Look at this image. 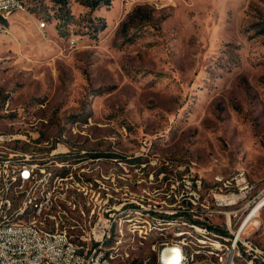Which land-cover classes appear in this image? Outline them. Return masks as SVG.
I'll return each mask as SVG.
<instances>
[{"label":"rangeland","instance_id":"obj_1","mask_svg":"<svg viewBox=\"0 0 264 264\" xmlns=\"http://www.w3.org/2000/svg\"><path fill=\"white\" fill-rule=\"evenodd\" d=\"M24 5L0 19V132L16 134L0 139V161L111 155V171L108 163L77 165L76 181L89 191L68 180L51 190L54 203L75 197L92 219L104 214L103 182L111 183L109 199L126 193L145 206H167L166 192L198 190L214 231L115 210L106 246L134 260H154L152 244L164 239L214 243L225 211L238 212V226L258 206L244 232L264 246V0ZM39 119L47 122L30 126ZM58 144L70 150H52ZM241 173L247 182L233 188L247 197L219 205L223 191L232 193L224 182ZM45 190L47 180L35 184Z\"/></svg>","mask_w":264,"mask_h":264},{"label":"built area","instance_id":"obj_2","mask_svg":"<svg viewBox=\"0 0 264 264\" xmlns=\"http://www.w3.org/2000/svg\"><path fill=\"white\" fill-rule=\"evenodd\" d=\"M25 0H0V6H11V13L24 10ZM10 13V14H11ZM7 18V17H5ZM4 18V19H5ZM39 119L30 122V126L40 129ZM0 138H16V134L0 132ZM46 144V142H45ZM52 150L66 153V145L58 144ZM86 152V151H84ZM109 149L104 150L110 153ZM3 153V152H0ZM28 155V154H26ZM111 155L94 156L76 160L75 162L44 161V155H39L35 163H17L12 154L7 161H0V264H229L237 255H244L251 259V264H264V246L245 235L244 223L247 216L238 226L234 219L238 212L225 211L226 233L223 241H227L229 256L226 263H218V254H203L196 251L188 241H167L166 239L152 244L155 252L154 260L145 258L134 260L131 251L112 252L111 247H104V240L112 231L113 213L115 210L133 209L138 212L147 210L155 215L158 222L184 221L192 222L205 231H214L211 225L203 222L204 215L200 214L199 204L206 206L198 190L183 189L165 193L163 202L167 206L157 204L145 206L140 202H127L126 193L116 195V199H109L112 192L111 183L103 182V195H106L104 214L99 219H92V211L80 209V203L75 197L58 200V207L49 206V194L53 188H59L61 180H68L75 184V169L80 164L109 163ZM56 171H64V178H56ZM40 180H47V197L38 207L36 213L51 212L53 220L45 223V230H38V223L22 220L23 205L35 193V184ZM236 180V181H233ZM247 182L244 173L224 182L225 186H232V193L220 195L219 205L228 206L230 202H241L247 197L246 192H235V185ZM195 187L201 189V180L195 181ZM187 185L191 188L192 182ZM219 200V198H218ZM91 202V201H90ZM67 222L66 235H58L57 222ZM140 231V226H133Z\"/></svg>","mask_w":264,"mask_h":264},{"label":"bare ground","instance_id":"obj_3","mask_svg":"<svg viewBox=\"0 0 264 264\" xmlns=\"http://www.w3.org/2000/svg\"><path fill=\"white\" fill-rule=\"evenodd\" d=\"M25 8V5H24ZM11 13V6H0V16L7 17ZM1 139V138H0ZM15 139V138H14ZM6 140V139H5ZM35 142V141H34ZM42 146V145H41ZM55 152V151H54ZM57 152V151H56ZM59 152V151H58ZM61 152V151H60ZM70 154V153H69ZM37 155V152H36ZM40 155V154H39ZM28 156V155H27ZM55 156V155H54ZM59 157V156H58ZM66 157V156H65ZM18 160V159H17ZM31 160V159H30ZM7 161V160H6ZM17 163H29L26 161H17ZM78 168V167H77ZM86 171V170H85ZM92 171V170H91ZM80 176V175H79ZM104 176V175H103ZM110 178V177H109ZM43 181V180H40ZM39 181V182H40ZM99 182V181H98ZM89 183V182H88ZM92 184V183H91ZM97 185V184H96ZM101 187V186H100ZM228 187V186H227ZM244 187V186H243ZM244 189V188H243ZM242 189V190H243ZM93 190V189H92ZM40 192V191H38ZM46 190L43 191L42 195L40 193L35 192L37 196L33 195L34 197L31 196L29 200H27L26 203L23 205V212H22V220H29L31 219L34 222L38 223V230H45V223L48 220H53V213L51 212H39L36 213L38 210L39 205L41 204V201H44L45 198L47 197V192ZM87 192V191H86ZM240 192V191H239ZM59 193V192H58ZM83 193V192H82ZM39 194V195H38ZM52 192L49 194V206L50 207H58L57 202L54 203L52 201ZM67 196V195H66ZM63 197V196H61ZM114 199V198H113ZM103 200V199H102ZM56 201V200H55ZM131 201V200H130ZM51 202L53 204L51 205ZM106 202V200H105ZM136 202V201H135ZM235 203V202H234ZM57 204V205H56ZM261 204H264V200L261 202ZM30 207V211L27 212L28 208ZM101 207V206H100ZM260 208V206L255 209L253 215L256 213V211ZM27 212V213H26ZM141 212V211H140ZM146 212V211H145ZM150 213V212H149ZM253 215H250L248 220L244 223V228L248 225L250 220L252 219ZM129 216V215H128ZM148 216V215H147ZM98 217V216H97ZM67 224V223H66ZM173 224V223H172ZM190 226L192 228H196L197 230L203 231V232H208L203 230L200 226L196 225L195 223L188 222L187 226ZM159 228V227H158ZM66 230L67 226H63L60 221L57 222V231L58 235H66ZM151 230V229H150ZM194 231V229H193ZM186 234H190L189 231H185ZM182 233V232H181ZM184 233V232H183ZM197 233V232H196ZM211 233V232H210ZM113 234V232H112ZM147 234V233H146ZM178 234V233H176ZM202 235V234H201ZM217 235V234H216ZM109 236V235H108ZM217 239L214 243L208 244L207 241L203 239H197V241H194L193 239L185 238L183 240H167V241H179V242H186L193 246L196 251L203 252V254H218V263H226L227 262V256H229V247L227 244V241H223V235H217ZM208 240V239H207ZM214 240V239H213ZM108 244V243H107ZM110 245V244H109ZM104 247L106 246V238L104 240ZM115 249V248H114ZM229 264H251V259L250 258H245L244 255H237V259H231L229 261Z\"/></svg>","mask_w":264,"mask_h":264},{"label":"trees","instance_id":"obj_4","mask_svg":"<svg viewBox=\"0 0 264 264\" xmlns=\"http://www.w3.org/2000/svg\"><path fill=\"white\" fill-rule=\"evenodd\" d=\"M58 2L66 5L67 0H57ZM84 3H86L87 5L91 6L92 8H96L101 6V4H109L111 2V0H82ZM1 20H4V18L0 17ZM65 222V221H64ZM67 223V222H65ZM220 232L222 233H226V231L224 229L220 230Z\"/></svg>","mask_w":264,"mask_h":264},{"label":"flooded vegetation","instance_id":"obj_5","mask_svg":"<svg viewBox=\"0 0 264 264\" xmlns=\"http://www.w3.org/2000/svg\"><path fill=\"white\" fill-rule=\"evenodd\" d=\"M109 150H110V146H109ZM110 160H111V157H110ZM108 167H109V170L111 171V162L110 161L108 163Z\"/></svg>","mask_w":264,"mask_h":264},{"label":"crops","instance_id":"obj_6","mask_svg":"<svg viewBox=\"0 0 264 264\" xmlns=\"http://www.w3.org/2000/svg\"><path fill=\"white\" fill-rule=\"evenodd\" d=\"M26 4V3H25ZM9 16V15H8ZM0 17H2V16H0ZM2 18H5V17H2ZM1 19V18H0ZM1 21H5V20H1Z\"/></svg>","mask_w":264,"mask_h":264}]
</instances>
